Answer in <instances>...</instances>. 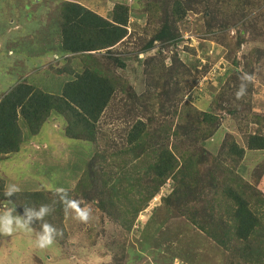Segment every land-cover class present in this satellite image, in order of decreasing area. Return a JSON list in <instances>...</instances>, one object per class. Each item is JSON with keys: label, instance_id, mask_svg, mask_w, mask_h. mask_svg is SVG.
<instances>
[{"label": "trees", "instance_id": "obj_1", "mask_svg": "<svg viewBox=\"0 0 264 264\" xmlns=\"http://www.w3.org/2000/svg\"><path fill=\"white\" fill-rule=\"evenodd\" d=\"M53 1L39 0L41 3ZM145 1L142 14L149 17L152 25L157 27L154 24L157 23L159 30L156 28L147 43L140 46L142 42H139L135 52L125 51V58L119 56L118 47L128 37L132 7L117 2L110 18H104L78 1H60L59 10H53L48 29L54 35L46 31L47 36L55 37L56 49H48L45 55L57 56V61L66 62V72L56 67L41 73L32 70L29 76L20 78L7 92L0 94V162L4 156L20 151L25 129L30 136L36 135L48 118L56 115L65 123V138L75 141L73 145L80 155L88 159L74 191L64 189L68 198L98 200L99 207L110 217L113 215L114 221L128 232L138 215L170 179L171 188L159 199L162 206L151 210L153 217L159 216L164 207L169 221L170 214L176 213L175 218L191 223L209 243L222 251L234 252L248 264H264V163L254 172L257 160L249 167L243 165L246 150L249 154L264 152V135L260 131L250 134L244 149L224 131L215 154L204 146L218 133L225 120L237 119L240 125L241 114L249 117L252 81H242L241 77L245 73L253 77L254 68L262 71L258 74L264 73V10L251 13L259 8L255 0ZM198 7L209 21L200 16L205 28L202 32L217 40L227 52L232 53L234 47L239 49L247 42L261 44L249 51L241 69L228 76L227 85L222 86L221 91L210 101L199 102L201 107L182 101L194 84L188 66L173 57L167 67L164 55L151 53L154 42L176 44L182 36L177 23L190 11L198 12ZM229 12L241 14L239 19L252 25L251 40L244 39L245 23L237 29L234 45L220 36L212 38L216 35L212 31L215 23L220 25L221 31L227 28ZM27 49L19 44L15 51ZM132 54H135L132 62L141 63L138 66L142 67L146 91L140 95L118 75V70L126 68ZM140 54L143 55L141 59L138 58ZM64 55L71 57L64 60ZM53 81L56 87L51 84ZM242 83L247 85L246 92L237 99L236 92ZM155 84L158 89L150 91ZM122 93L126 95L124 107L145 120L134 116L126 136L129 147L109 153L105 135L99 132V123L112 100ZM219 100L229 104L225 107L217 102ZM237 103L238 106L246 104L248 110L235 111ZM157 104L160 105L158 109ZM203 106L205 109H201ZM158 113L168 119L157 118ZM222 114L227 116L224 120ZM251 122L260 124L256 115L247 119V123ZM79 143L81 145H77ZM108 158H113L117 168L115 176L110 172L106 175L102 170ZM130 163L134 165L126 173ZM4 191V182L0 179V200L11 199L21 216L25 208L38 210L41 205L50 206L51 212L43 220L34 219L31 224L36 234L45 222L55 227L61 235L56 237L54 244L67 258V250L74 246L69 244L72 242L68 241L64 218L69 212L74 217L75 214L65 212L60 200L63 194L56 191L49 197L42 191H19L12 197H5ZM112 236L105 251L121 248ZM186 239L189 240V236ZM187 240L185 242H189ZM160 263L173 264V258L166 261L162 258Z\"/></svg>", "mask_w": 264, "mask_h": 264}, {"label": "rangeland", "instance_id": "obj_2", "mask_svg": "<svg viewBox=\"0 0 264 264\" xmlns=\"http://www.w3.org/2000/svg\"><path fill=\"white\" fill-rule=\"evenodd\" d=\"M60 1L41 3L39 0H0V94L7 92L20 78L29 76L32 70L41 73L56 67L66 72L64 70L67 69L66 62H59L57 57L45 55L48 49H56V44L53 43L55 37L47 36L46 31L50 27L53 10L55 8L56 12L59 10ZM73 1L80 2L104 18H110L113 6L117 2L132 7V16L128 22V37L118 47V51H121L119 56L122 58H125V51L135 52L134 49L139 42H142L140 46L147 43L158 27L157 23H154L157 27L150 23L146 14H142L145 0ZM255 2L259 8L251 13L259 9L264 10L261 6L264 0H255ZM202 10L198 7V12L190 11L182 22L177 23L176 27L182 36L176 44L154 43L151 50L153 55L166 57L167 67L171 65L173 57L188 66L194 84L186 92L182 101L187 100L196 107H201L199 102L203 99L210 101L212 96L221 91L222 86L227 85L228 76L241 69L249 51L254 46L261 45L247 42L239 49L234 47L232 53L227 52L217 40H212L210 35L202 32L205 28L200 23V18L204 17L205 21H208V17ZM240 15L229 12L227 14L229 24L222 31L220 25L215 23L212 31L216 35L212 38L220 36L234 45L236 41L234 36L237 35L240 26L245 23V28L241 27L247 30L244 32V39L251 40L252 25L245 19L240 20ZM198 24L201 25L198 26ZM256 28L258 30L259 27ZM48 33L53 34L50 31ZM19 43L21 48L26 44L27 51L16 52ZM10 51L14 54L11 55ZM134 56L135 54H132L130 60L126 62V68L118 70V75L127 80L136 95H140L146 89L141 76L142 67L138 66L141 63H133ZM70 57L71 55H65L62 58L69 60ZM138 58L143 57L139 55ZM253 71L256 73L251 80L249 106L252 109L250 108L249 117L244 118L241 114L240 125L237 119L233 122L225 120L218 133L204 144L208 152L213 154L217 152L224 131L230 133L238 146L244 149L250 134L260 131L264 135V73L258 74L257 72L261 70L257 68ZM189 80H191L190 77ZM51 84L56 87V81ZM157 85L150 88V91L158 89ZM125 96L122 93L112 100L99 123V132L105 135V147L109 153L129 147L126 136L127 130L135 119L134 116L145 120L142 115H135L133 110L128 111V108L124 107ZM220 100L217 102L225 107L229 104L225 100ZM244 105L238 106L237 103L234 110L241 111L244 108L248 110L247 105ZM157 107L160 105L157 104L156 109ZM158 114L157 118H162L164 121L168 119V116ZM255 115L260 124L247 123V119ZM226 117L222 114L221 119L224 120ZM64 127L63 119L52 115L43 124L38 134L30 136L25 129V139L21 143L20 151L4 156L0 162V179L4 182V189L15 184L20 188V192L42 191L49 197H52L60 188L74 191L88 159L86 155H80L76 145H73L75 141L65 138ZM101 133L99 136L102 135ZM263 156L264 152L249 154L246 150V160L242 164L249 167L254 160H257L254 172L264 163ZM133 165L134 163L128 164L125 172L127 173ZM102 170L106 175L110 172L115 176L117 168L113 164V158H108ZM250 180L253 182V179ZM114 182L112 180V183ZM171 185L170 181L167 182L161 191L163 193L169 191ZM158 199V196L152 198L148 207L138 215L132 228L126 232L114 221L113 215L110 217L99 207L98 200L79 198L77 199L79 203H83L80 206L89 210V219L81 222L70 212L64 218V226L68 229V241L72 242L69 244L74 246L67 250V258L55 244L46 249L36 248L34 242L37 234L31 224L33 231L18 230L12 236L0 235V264H159L162 258H165V261L173 258V264H248L234 252L222 251L212 245V242L209 243L206 236L200 230L194 229L191 223L175 218L176 213L170 214L172 219L169 221L167 218L169 214L164 207L163 211L159 212V216L153 217L151 210L155 206H162V202L159 203ZM17 214V211L13 213V215ZM192 233L197 235L193 236ZM110 236L120 244L121 251L119 248L105 251V247L109 246ZM185 236L186 238L189 236V240Z\"/></svg>", "mask_w": 264, "mask_h": 264}, {"label": "clouds", "instance_id": "obj_3", "mask_svg": "<svg viewBox=\"0 0 264 264\" xmlns=\"http://www.w3.org/2000/svg\"><path fill=\"white\" fill-rule=\"evenodd\" d=\"M154 43L159 44L158 42H154ZM19 44L21 45V43ZM24 46L27 45L24 44ZM10 53L11 55L14 54L13 51H10ZM140 55L143 56L142 54ZM241 80L251 81L252 76L245 73L241 77ZM246 87L247 85L245 83L241 84L240 90L236 92L237 99H240L245 95ZM168 180L171 181L170 179ZM163 187L160 189V192L157 194L159 199L163 194V192L161 191ZM19 191L20 188L17 185L12 184L6 187L4 191V196L12 197L14 194L18 193ZM64 191L65 190L63 188L57 190L59 194H63L60 195V200L64 205L65 212L67 213L69 211H72L75 213L76 219L80 220L81 222H86L89 219V210L87 208H82L80 206L79 201L68 198L67 195L64 194ZM9 205L11 206L9 207ZM15 212H16V204L11 199L0 200V235L12 236L13 233H15L18 230L33 231V229L30 226L32 221L34 219L37 221L43 220L44 217L51 212V208L49 205H41L38 210H36L35 208H25L22 216L19 214L13 215V213ZM41 228L42 230L37 233V239L35 240L34 244L36 248L46 249L54 244L56 237L58 235H61V233L55 227H53L51 224L47 222L43 223L41 225Z\"/></svg>", "mask_w": 264, "mask_h": 264}]
</instances>
